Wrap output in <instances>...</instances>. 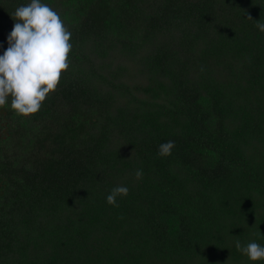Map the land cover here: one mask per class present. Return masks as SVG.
Instances as JSON below:
<instances>
[{
	"label": "trees",
	"instance_id": "obj_1",
	"mask_svg": "<svg viewBox=\"0 0 264 264\" xmlns=\"http://www.w3.org/2000/svg\"><path fill=\"white\" fill-rule=\"evenodd\" d=\"M42 2L71 65L0 108V264H264L235 247L264 246V0ZM27 3L0 0V55Z\"/></svg>",
	"mask_w": 264,
	"mask_h": 264
},
{
	"label": "clouds",
	"instance_id": "obj_2",
	"mask_svg": "<svg viewBox=\"0 0 264 264\" xmlns=\"http://www.w3.org/2000/svg\"><path fill=\"white\" fill-rule=\"evenodd\" d=\"M11 17L15 23L7 37L8 47L0 55V108L8 107L10 101L16 116L29 118L41 110L56 91L61 74L69 70L72 33L61 15L42 0L18 6ZM255 26L264 33V22L257 21ZM174 147V141L162 143L157 154L170 156ZM135 176L142 178V169ZM128 193V187L115 186L106 202L118 207L117 198ZM235 247L252 262L264 260V246L255 241L242 245L236 240Z\"/></svg>",
	"mask_w": 264,
	"mask_h": 264
}]
</instances>
